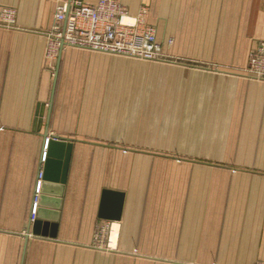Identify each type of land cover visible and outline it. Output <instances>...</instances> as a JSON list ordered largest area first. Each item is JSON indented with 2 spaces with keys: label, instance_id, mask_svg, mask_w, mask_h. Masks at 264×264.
I'll return each instance as SVG.
<instances>
[{
  "label": "crops",
  "instance_id": "crops-1",
  "mask_svg": "<svg viewBox=\"0 0 264 264\" xmlns=\"http://www.w3.org/2000/svg\"><path fill=\"white\" fill-rule=\"evenodd\" d=\"M117 1L162 62L55 44L69 0H0V264L264 263V0ZM51 136L67 164L37 192Z\"/></svg>",
  "mask_w": 264,
  "mask_h": 264
},
{
  "label": "built area",
  "instance_id": "built-area-1",
  "mask_svg": "<svg viewBox=\"0 0 264 264\" xmlns=\"http://www.w3.org/2000/svg\"><path fill=\"white\" fill-rule=\"evenodd\" d=\"M15 10L0 6V25L9 27L14 20ZM146 5H142L135 15L127 12L117 0H98L85 3L82 0H69L61 4L54 14V42L81 48L91 52L105 53L141 62H162L163 53L156 40L154 26L146 21ZM54 58L53 53L48 54ZM246 73L264 80V44L252 51L248 57ZM39 174L37 192L40 190ZM36 201L32 214L35 213ZM33 217V216H32ZM264 264V263H260Z\"/></svg>",
  "mask_w": 264,
  "mask_h": 264
},
{
  "label": "water",
  "instance_id": "water-1",
  "mask_svg": "<svg viewBox=\"0 0 264 264\" xmlns=\"http://www.w3.org/2000/svg\"><path fill=\"white\" fill-rule=\"evenodd\" d=\"M47 133H45L44 137L46 138ZM69 142L68 139L60 138L56 136H51L49 142L47 144V149L45 154H47V160L44 163V167L42 169V182L46 183L49 180H57L55 178V174L53 170H58L61 166H63V170L66 167V161L68 154L65 157L64 150L69 147L66 142ZM44 186L42 185L41 194L44 192ZM42 195L38 196L37 204L41 205ZM44 216L40 215L39 212L34 215L33 218H30V226L31 230L34 234L46 235V228L48 222H43ZM44 226V231H40V226Z\"/></svg>",
  "mask_w": 264,
  "mask_h": 264
},
{
  "label": "rangeland",
  "instance_id": "rangeland-1",
  "mask_svg": "<svg viewBox=\"0 0 264 264\" xmlns=\"http://www.w3.org/2000/svg\"><path fill=\"white\" fill-rule=\"evenodd\" d=\"M111 57H114V58H116V59H125V58H119V57H116V56H111ZM125 60H128V59H125ZM136 63L138 64V65H140V66H142V65H146V64H150V65H155L154 63H152V62H140V61H136ZM144 63V64H143ZM156 66H161V65H156ZM179 67V66H178Z\"/></svg>",
  "mask_w": 264,
  "mask_h": 264
}]
</instances>
